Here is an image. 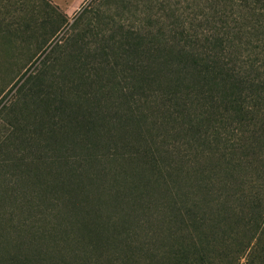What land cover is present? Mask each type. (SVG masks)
Segmentation results:
<instances>
[{
    "label": "trees",
    "instance_id": "16d2710c",
    "mask_svg": "<svg viewBox=\"0 0 264 264\" xmlns=\"http://www.w3.org/2000/svg\"><path fill=\"white\" fill-rule=\"evenodd\" d=\"M44 2L53 12L49 41L68 20ZM71 30L73 51L28 88L12 121L0 113V154L18 158L15 171L35 163L30 154L71 165L78 156H55L54 146L72 137L86 162L113 163L115 183L163 187L172 198L169 237L141 242L140 255L125 241L123 264L138 256L143 264H264V0H95ZM99 36L102 45L84 57L85 41ZM94 135L109 142L108 154L87 139ZM85 194L84 212L64 217L68 241L75 227L100 237L115 224ZM39 246L35 261L57 244ZM87 248L99 249L98 238Z\"/></svg>",
    "mask_w": 264,
    "mask_h": 264
},
{
    "label": "rangeland",
    "instance_id": "374dc122",
    "mask_svg": "<svg viewBox=\"0 0 264 264\" xmlns=\"http://www.w3.org/2000/svg\"><path fill=\"white\" fill-rule=\"evenodd\" d=\"M49 1L66 15L68 21L48 41V34L54 26L49 23L53 12L44 0H0V113L2 112V117L7 122L14 119L11 115L13 109L24 108L22 103L26 99L28 88L37 83L39 77L47 74L46 68L55 59L73 51V40H67L72 32L71 25L95 0ZM128 17L131 20L127 18L126 22L132 23L135 20L134 13ZM99 39L100 36L85 41L90 49L82 51L84 57L92 58L95 48L102 45V39ZM28 68V72L22 77ZM29 77L34 78L27 81ZM24 117L26 119L28 115L25 114ZM87 139L97 146L99 152L108 154L109 142L106 138L94 135ZM76 142L69 137L54 146L55 156L63 159L71 155L78 156L71 165L66 164V160H54L51 154L36 162L30 154L28 160L35 163L21 165L16 171L18 158L3 148L0 161L6 159L8 162L0 166L2 258L13 259L14 264H22L24 260L30 264H123V259L126 258L125 241L134 243L135 251L140 255L137 248L141 242L157 236L164 240L169 237L172 198H169L166 190L143 179L146 178L144 171L143 176H140L143 180L137 189L131 184L115 183L112 181L113 163L104 160L95 166L86 162V153L81 151ZM11 149L14 153L13 147L9 146L8 150ZM118 166L116 164L115 167ZM71 167L78 170L76 176L70 173ZM128 167L123 163V168ZM95 171H98L97 174ZM14 173L21 177L12 175ZM146 175L150 176L149 173ZM103 189L107 192H103ZM85 192L91 198L94 197V201L89 200L90 206L100 205L104 216H111L115 224L108 225L100 237L92 235L88 227H75L72 236H69V242L63 235V230L67 227L64 217L68 213L84 212L81 207L87 204ZM98 193L101 198L99 202H95ZM19 196H25L23 204L21 201L16 202L18 199L15 200V197ZM46 236L48 239L45 241ZM95 238H98L100 248L88 249L90 240ZM55 243V253L45 252L35 261L37 253L34 246L53 247ZM66 244L73 247L75 252L70 253ZM135 259L138 264L144 262L142 256Z\"/></svg>",
    "mask_w": 264,
    "mask_h": 264
},
{
    "label": "crops",
    "instance_id": "0c3cea01",
    "mask_svg": "<svg viewBox=\"0 0 264 264\" xmlns=\"http://www.w3.org/2000/svg\"><path fill=\"white\" fill-rule=\"evenodd\" d=\"M74 1H76V0H74ZM78 1V0H77ZM63 2H65V1H63ZM70 2V1H69ZM71 2H73V0L71 1Z\"/></svg>",
    "mask_w": 264,
    "mask_h": 264
}]
</instances>
